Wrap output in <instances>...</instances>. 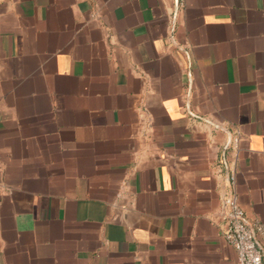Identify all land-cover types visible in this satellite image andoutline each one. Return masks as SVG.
<instances>
[{
  "label": "crops",
  "instance_id": "crops-1",
  "mask_svg": "<svg viewBox=\"0 0 264 264\" xmlns=\"http://www.w3.org/2000/svg\"><path fill=\"white\" fill-rule=\"evenodd\" d=\"M233 191L264 223V0H0V264H239Z\"/></svg>",
  "mask_w": 264,
  "mask_h": 264
},
{
  "label": "built area",
  "instance_id": "built-area-1",
  "mask_svg": "<svg viewBox=\"0 0 264 264\" xmlns=\"http://www.w3.org/2000/svg\"><path fill=\"white\" fill-rule=\"evenodd\" d=\"M228 205L223 236L236 249L239 264H264V247L261 244L264 223L258 220L250 222L247 219L236 191L230 196Z\"/></svg>",
  "mask_w": 264,
  "mask_h": 264
},
{
  "label": "water",
  "instance_id": "water-1",
  "mask_svg": "<svg viewBox=\"0 0 264 264\" xmlns=\"http://www.w3.org/2000/svg\"><path fill=\"white\" fill-rule=\"evenodd\" d=\"M177 2H179V0H177Z\"/></svg>",
  "mask_w": 264,
  "mask_h": 264
}]
</instances>
